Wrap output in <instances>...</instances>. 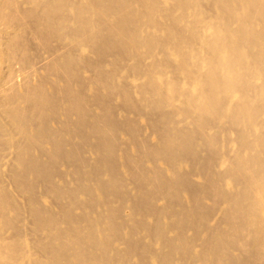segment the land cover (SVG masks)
<instances>
[{"label": "bare ground", "instance_id": "6f19581e", "mask_svg": "<svg viewBox=\"0 0 264 264\" xmlns=\"http://www.w3.org/2000/svg\"><path fill=\"white\" fill-rule=\"evenodd\" d=\"M32 45L0 84V264H264V0H0V59Z\"/></svg>", "mask_w": 264, "mask_h": 264}, {"label": "rangeland", "instance_id": "374dc122", "mask_svg": "<svg viewBox=\"0 0 264 264\" xmlns=\"http://www.w3.org/2000/svg\"><path fill=\"white\" fill-rule=\"evenodd\" d=\"M3 28H5L6 27V25H4V26H2ZM30 50H31V55H30V58H31V61H30V64H28L27 66H26V68L25 67H22V65H21V63H20V61H19V59H18V56H16L15 58H13V59H9V58H5L4 60H1L0 59V84H2L3 86H7L8 85V83H9V81H11V78L13 79L14 78V80L16 81V82H18V81H28V80H26V76L29 74V69L30 68H35L36 67V65H37V63H36V61H37V59H38V53H36V48L34 47V45H32L31 47H30ZM45 74V71L43 70V69H38V70H36L35 72H33V74L31 75V78L30 79H32V80H30V82L31 83H37L38 81H39V79L43 76ZM19 83V82H18ZM21 83H23V82H21ZM10 159L12 160V156H10ZM163 165V166H162ZM165 164L164 163H162V162H160L159 163V166H162V168H164V169H166L165 168V166H164ZM188 169V168H187ZM196 174V175H195ZM198 174V175H197ZM199 176V177H196L195 178V176ZM192 176V177H191ZM203 177V175L201 174V173H197V172H192L191 171V175H190V178H191V181L193 182V183H201V181L203 182V180H204V177ZM199 180H201V181H199ZM199 181V182H198ZM129 182V181H128ZM131 182V181H130ZM132 183V182H131ZM227 184L229 185V184H231V183H228L227 182ZM129 185H130V183H129ZM9 188L11 187L10 186V182H9ZM134 187V184H131L129 187ZM230 187H231V185H229ZM132 187V188H133ZM12 188V187H11ZM134 190V189H133ZM132 190V192H134ZM13 192V195H14V197L16 198V199H18V201H20V202H23L24 201V199H23V197H22V195L21 194H17V192L16 191H12ZM187 195H184V197L182 196V199H183V201L184 202H188V196L186 197ZM185 197H186V199H185ZM163 199H161V200H157L156 201V204H159V206L161 205H163L164 204V200L162 201ZM186 200V201H185ZM186 204H188V203H186ZM211 204V202H210V200H208V199H206L205 201H204V205H205V207L207 208L206 210L208 211V207L209 206H211L210 205ZM209 205V206H208ZM220 205H222V206H224L223 204H220ZM219 205V206H220ZM218 206V207H219ZM222 206H220L219 208H223ZM217 207V208H218ZM216 208V210H212V211H210L209 212V215L210 214H212V215H210L209 216V218H210V220H209V224L212 226V224L214 225H216V223H219V220H220V218L218 217L219 215H220V217H221V213L220 212H222V210L220 209V211H219V213H218V209ZM216 211V212H215ZM124 213H125V215L127 214H129L130 213V211L127 209V208H125L124 209V211L122 212V214L124 215ZM219 218V220H217ZM217 220V221H216ZM150 221H151V219H150ZM167 221V220H166ZM27 222V228H26V230H28V232H29V229H31V224H30V222L29 221H26ZM214 222V223H213ZM26 224V223H25ZM171 232L172 231H168V234L170 235L171 234ZM173 233V232H172ZM190 233H192V230H187V235H192V234H190ZM205 234H206V231L204 232V233H201V237L203 236V237H205ZM28 235H31V233H29ZM173 235V234H172ZM202 237V238H203ZM146 240V243L147 244H149L150 245V239H148V238H145ZM196 244H199V243H197L196 242ZM157 247H159L158 245L157 246H155L154 245V247H152V250L154 251V249L156 250L157 249ZM194 251H198L199 249H200V247H198V245H195L194 247ZM199 248V249H198ZM158 250V249H157ZM235 254H237V252H235ZM238 255H239V253H238ZM152 261V260H151ZM131 263H133V264H136L137 263V259L136 258H134V259H132L131 261H130ZM153 262V261H152ZM152 262L150 263L149 262V264H152ZM197 264H201L199 261L198 262H196Z\"/></svg>", "mask_w": 264, "mask_h": 264}]
</instances>
